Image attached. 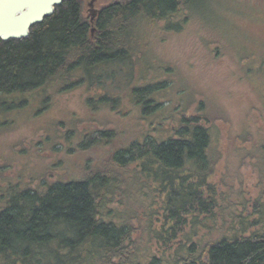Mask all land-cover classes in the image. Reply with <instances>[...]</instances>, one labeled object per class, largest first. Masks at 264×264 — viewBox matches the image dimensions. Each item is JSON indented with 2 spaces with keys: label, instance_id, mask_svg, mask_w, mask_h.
Returning <instances> with one entry per match:
<instances>
[{
  "label": "rangeland",
  "instance_id": "374dc122",
  "mask_svg": "<svg viewBox=\"0 0 264 264\" xmlns=\"http://www.w3.org/2000/svg\"><path fill=\"white\" fill-rule=\"evenodd\" d=\"M89 1L81 0L82 14L93 26L90 9L100 10L109 0L93 6ZM226 5L219 22L188 18L177 30L157 29L142 37L141 59L152 68L139 73L134 62L130 84H163L155 94L159 106L154 110L161 112L146 113L126 99L120 75L103 84L26 93L6 99L5 105L0 101V189L106 175L112 183L102 211L130 225L132 253L170 259L174 247L189 245L183 233L192 229V217L181 224L168 222L159 183L144 177L135 164L123 175L113 154L144 135L174 134L186 117L211 134L212 168L203 188L204 196L216 202L212 207L206 203L203 214L215 218H201L206 226H195L199 234L193 240L217 237L230 211L241 214L235 222L264 211V0H226ZM101 94L117 101L93 100ZM176 186L167 198L172 208L181 200L174 196L181 193ZM172 225V231L163 230Z\"/></svg>",
  "mask_w": 264,
  "mask_h": 264
},
{
  "label": "trees",
  "instance_id": "16d2710c",
  "mask_svg": "<svg viewBox=\"0 0 264 264\" xmlns=\"http://www.w3.org/2000/svg\"><path fill=\"white\" fill-rule=\"evenodd\" d=\"M226 7V0H109L91 26L82 14L81 0H62L51 16L30 28L27 37L0 40L1 105L13 96L103 84L120 75L126 99L132 98L146 113L161 112L154 110L159 106L155 94L163 84H130L134 62L139 63V73L152 68L141 59L142 37L152 30H177L188 18L219 22L221 8ZM94 99L103 104L117 101L107 94ZM103 133L107 136V131ZM210 141L207 127L181 117L174 134L159 139L144 135L113 154L123 175L135 164L144 177L159 183L168 222L181 224L187 215L192 217V229L183 233L189 245L174 247L170 259L132 253L130 225L106 218L110 210L102 211L111 178L96 173L41 183L39 188L1 187L0 264H264L262 210L237 222L241 214L230 211L217 237L193 240L199 234L195 226H206L201 218H215L203 214L206 203L216 205L213 196H204L203 188L212 168ZM175 184L181 193L174 196L181 200L172 208L167 198L173 196ZM173 229L174 225L163 230Z\"/></svg>",
  "mask_w": 264,
  "mask_h": 264
},
{
  "label": "water",
  "instance_id": "95a60500",
  "mask_svg": "<svg viewBox=\"0 0 264 264\" xmlns=\"http://www.w3.org/2000/svg\"><path fill=\"white\" fill-rule=\"evenodd\" d=\"M96 0H90L93 6ZM62 0H0V40L20 39L29 35L30 28L49 17ZM91 19L97 9L91 8Z\"/></svg>",
  "mask_w": 264,
  "mask_h": 264
},
{
  "label": "flooded vegetation",
  "instance_id": "af4514ba",
  "mask_svg": "<svg viewBox=\"0 0 264 264\" xmlns=\"http://www.w3.org/2000/svg\"><path fill=\"white\" fill-rule=\"evenodd\" d=\"M56 8V7H55ZM98 12H99V10H98Z\"/></svg>",
  "mask_w": 264,
  "mask_h": 264
}]
</instances>
